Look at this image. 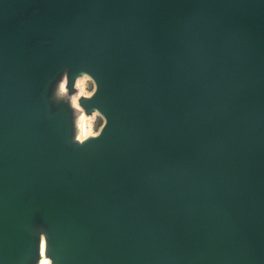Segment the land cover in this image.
I'll list each match as a JSON object with an SVG mask.
<instances>
[{
	"label": "water",
	"instance_id": "1",
	"mask_svg": "<svg viewBox=\"0 0 264 264\" xmlns=\"http://www.w3.org/2000/svg\"><path fill=\"white\" fill-rule=\"evenodd\" d=\"M44 255L264 264V0H0V264Z\"/></svg>",
	"mask_w": 264,
	"mask_h": 264
},
{
	"label": "clouds",
	"instance_id": "2",
	"mask_svg": "<svg viewBox=\"0 0 264 264\" xmlns=\"http://www.w3.org/2000/svg\"><path fill=\"white\" fill-rule=\"evenodd\" d=\"M67 80L68 76L66 71L61 83L56 89L55 96L57 99L67 98L74 108L78 110V134L75 139L82 144L89 137H99L108 124V118L98 109L91 116H87L80 104L81 96L91 97L99 90V83L93 76L90 74L82 75L77 82L78 91L71 95L67 88ZM39 264H53V261L52 258L44 255Z\"/></svg>",
	"mask_w": 264,
	"mask_h": 264
},
{
	"label": "rangeland",
	"instance_id": "3",
	"mask_svg": "<svg viewBox=\"0 0 264 264\" xmlns=\"http://www.w3.org/2000/svg\"><path fill=\"white\" fill-rule=\"evenodd\" d=\"M87 116H91V115H87Z\"/></svg>",
	"mask_w": 264,
	"mask_h": 264
}]
</instances>
